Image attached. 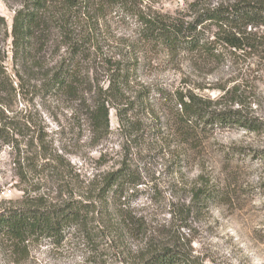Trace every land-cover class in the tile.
Listing matches in <instances>:
<instances>
[{
    "label": "trees",
    "instance_id": "trees-1",
    "mask_svg": "<svg viewBox=\"0 0 264 264\" xmlns=\"http://www.w3.org/2000/svg\"><path fill=\"white\" fill-rule=\"evenodd\" d=\"M14 1L17 8L13 9L10 28L0 15V36L5 37L0 40V151L6 145H22L20 136L26 139L30 118L23 110L12 109L18 96L30 90L58 102L87 100L94 135L108 132L111 109L119 128L128 131L124 138L130 142L139 137L135 136L136 113L141 110L154 115V126L160 120L167 134L176 138L175 142L174 138L162 140L167 155L179 166L188 160L187 145L192 141L199 144L196 139L203 134L233 128L264 133V118L254 109L261 100L253 89L255 74L264 66V0H187L176 14L164 12L156 0ZM114 24L132 25L134 33L115 36ZM9 37L10 47L6 42ZM61 49L63 54H59ZM52 51L58 60L47 58ZM164 60L175 68L189 69L178 86L133 81L140 69ZM214 70L222 72L221 82L215 86L219 95H201L199 91L205 87L192 81L195 71L208 74ZM227 74V79L222 78ZM104 78L106 85L101 84ZM131 85L139 87L134 94ZM151 92L157 96L151 97ZM44 138L39 141L45 142ZM254 153L246 155L264 161V150ZM48 156L26 157L21 181H26L27 174L40 178L41 172H58L64 166L62 156ZM139 172L124 160L99 181L91 195L78 198L68 183L72 188L61 203L43 195L26 196L21 204L0 209V237L12 241L17 250L27 249L32 240L62 247L76 229L93 245L99 232L103 237L106 229L115 231L119 238L124 226L133 223L130 215L123 213L121 206L126 203L122 197L143 183ZM215 197H219V190L209 181H201L193 188L187 207L202 211ZM98 203L105 209L110 203L120 208L115 210L120 213V226L107 228L103 222V227L99 226V219L108 211L100 210ZM97 218L98 224L94 223ZM97 228L99 232H95ZM137 228L140 233L145 231L142 224ZM190 245L191 241L169 243L150 237L141 264H202L192 256ZM119 247L117 243L115 249Z\"/></svg>",
    "mask_w": 264,
    "mask_h": 264
},
{
    "label": "rangeland",
    "instance_id": "rangeland-1",
    "mask_svg": "<svg viewBox=\"0 0 264 264\" xmlns=\"http://www.w3.org/2000/svg\"><path fill=\"white\" fill-rule=\"evenodd\" d=\"M186 1L156 0V4L164 12L176 14L185 8ZM15 8L14 0H0V15L6 18L9 28ZM111 29L115 36L130 37L134 33L132 25L114 24ZM3 39L1 35L0 40ZM6 42L10 47V37ZM63 53L61 49L59 54ZM47 58L58 60L56 51ZM167 61L140 69L133 81L168 88L178 86L182 76L190 71L175 68ZM260 69L255 74L258 77L253 89L261 103L254 105V109L264 118L263 64ZM220 76V70L208 74L195 71L192 81L205 87L199 91L201 95L216 98L219 90L215 86L221 82ZM106 80L101 84L106 85ZM138 88L131 85L130 92L134 94ZM24 94L18 96L12 110L27 113L30 125L26 139L19 137L24 140L22 145L1 148L0 209L21 204L26 196L43 195L53 203H61L65 192L70 191L68 183L78 198L82 194L91 195L99 181L124 160L139 169L143 183L122 197L126 203L121 206L123 213L130 215L133 223L124 226L121 237L117 238L116 232L110 229L101 237L103 233L97 228V248L76 229L62 247H54L47 240H32L25 250H17L12 241L0 237V264H141L150 237L169 243L191 241L192 256L198 257L202 264H264V161L252 154L246 155L264 150V133L233 128L203 134L196 139L199 144L192 141L187 145L189 162L179 166L167 155L168 148L162 140L174 138L175 142L176 138L167 134V127H161L160 120L154 126V115L141 110L136 113L139 122L135 125V136L139 137L130 142L124 138L128 131L119 128L114 109L110 110L108 132L94 135L87 117V100L58 102L32 90ZM150 95L157 96L154 92ZM39 138L45 142L41 143ZM129 143L132 145L128 146ZM129 148L133 149L129 151ZM42 153L48 157L62 156L64 166L58 172L54 169L41 172L40 178L27 174L28 178L22 182L20 175L25 172L26 157L38 159ZM205 180L219 190V197L208 202L202 211L189 209L193 188ZM98 206L108 214L94 223L98 224L99 219L101 227L103 223L107 228L113 224L120 226L117 206L111 203L106 209L99 203ZM138 224L144 226V232H138ZM117 243L121 247L115 249Z\"/></svg>",
    "mask_w": 264,
    "mask_h": 264
}]
</instances>
